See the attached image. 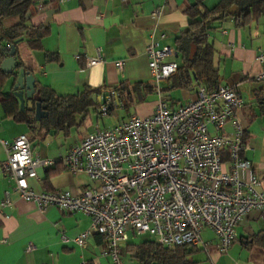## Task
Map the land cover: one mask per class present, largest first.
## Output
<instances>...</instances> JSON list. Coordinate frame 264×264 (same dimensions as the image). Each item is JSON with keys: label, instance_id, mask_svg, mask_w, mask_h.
Here are the masks:
<instances>
[{"label": "crops", "instance_id": "crops-1", "mask_svg": "<svg viewBox=\"0 0 264 264\" xmlns=\"http://www.w3.org/2000/svg\"><path fill=\"white\" fill-rule=\"evenodd\" d=\"M219 1L203 0V3L212 7ZM194 3L195 0H64L62 3L34 0L35 14L31 23L49 30L41 39L44 51L29 49L31 54L24 56L20 44L16 57L30 68L31 71L27 72L33 75L35 87L40 84L62 96L76 94L88 87L99 89L98 98L101 99L102 93L114 90L121 83L132 88L135 83L142 82L136 89L144 100L131 103L126 109L127 117L121 121L132 114L146 117L153 113L158 95L156 91L144 90L143 83L153 85L145 48L155 42L158 49L168 46L177 52L176 38L186 31L189 23L183 11ZM208 38L216 49L219 85L236 86L245 105L255 107L257 99L264 98V80L256 79L261 69L256 56L264 51V14L244 27L236 26L233 18L223 20L219 28L210 31ZM45 51L56 53L59 59L48 60ZM98 54L102 61L86 67V59ZM175 58L179 66L181 56L178 52ZM118 60L124 62L121 71L116 67ZM7 82L9 85L5 91H8L11 79ZM171 82L162 80L160 86L162 96L172 107L193 99L199 86L194 81L191 88H180ZM175 89L181 90L182 98L171 95ZM151 93L156 94L155 100L144 105ZM98 102L102 104V101ZM131 107L133 111L129 112ZM138 107L141 108L138 110ZM94 108L98 118L94 119V113H89L81 126L70 128L65 136L54 130L34 132L27 124L16 122L7 115L0 105V164L6 158L1 141L10 143L19 135H26L33 154L56 162L51 167L37 168V178L29 179L34 191L60 190L76 195L86 190L90 185L87 174L74 173L60 161L81 138L101 129L98 119L103 115H100V107ZM110 108L106 115L124 107L117 98L114 107ZM245 115L242 112L244 136L250 149L243 155L251 161V173L260 181L256 189L264 192V117L248 122ZM81 127L84 130L78 132L74 140L66 142L71 130ZM231 129L228 124L227 130ZM61 134L63 140L59 138ZM223 158H227L226 152ZM241 175L248 179L250 173L244 171ZM13 188V180L0 171V264H111L109 258L99 256L102 237L91 236L84 248L74 242L79 233L90 228L87 215L79 211L65 213L56 207L41 212L35 203L21 199ZM6 197L10 205L3 206ZM236 234L235 241L221 253L214 234L204 228L201 240L209 243L205 247L199 244L195 250H202L210 264H264V241L254 240L255 236L264 235V210L249 211L237 226ZM127 241L121 243L122 251L126 249ZM31 246L32 249L28 250Z\"/></svg>", "mask_w": 264, "mask_h": 264}, {"label": "built area", "instance_id": "built-area-1", "mask_svg": "<svg viewBox=\"0 0 264 264\" xmlns=\"http://www.w3.org/2000/svg\"><path fill=\"white\" fill-rule=\"evenodd\" d=\"M156 46L152 42L145 48L158 95L153 113L146 117L132 114L118 124L97 128L60 161L74 173L87 174L90 185L86 190L76 195L34 191L29 179L37 178V168L56 162L33 154L26 135L10 143L1 141L6 158L0 171L13 180L20 198L35 203L41 212L56 207L65 213L87 215L90 228L74 242L84 248L98 234L103 239L99 256L109 258L111 264H123L121 243L131 234H148L169 247H205L209 242H202L201 233L208 228L218 251L225 252L235 241L244 216L254 209L264 210V192L256 189L260 181L243 155L250 145L244 136L241 93L231 84L214 89L198 86L193 99L170 106L160 82L177 71V52ZM256 59L261 66L256 79L264 80V51ZM101 61L98 54L85 64L91 67ZM116 67L123 70L124 62L116 61ZM100 98V115H106L118 93L110 90ZM244 171L250 173L248 179L242 177ZM2 205H10L8 197Z\"/></svg>", "mask_w": 264, "mask_h": 264}, {"label": "trees", "instance_id": "trees-1", "mask_svg": "<svg viewBox=\"0 0 264 264\" xmlns=\"http://www.w3.org/2000/svg\"><path fill=\"white\" fill-rule=\"evenodd\" d=\"M233 5L241 10L240 15L235 13L231 15L238 27H244L249 21L264 14V0H220L212 7H206L203 0H195L194 4L184 9L183 12L189 18V23L186 31L182 32L175 41L176 50L181 56V64L168 78L172 80L173 86L191 88L194 81L207 89H214L219 85L220 74L215 62L216 49L209 42L208 37L211 30L219 28L223 20L230 16L227 11ZM34 14V0H0V105L7 115L16 122L27 124L34 132L54 130L66 136L70 128L81 126L86 116L96 111L95 108L91 110L93 107L101 106L97 98H92V95L98 97L99 89L84 87L76 94L62 96L57 95L49 87L36 84L41 97V108L47 112L46 117L37 121L34 110L26 108L21 110L14 96V84L17 81L19 69L31 71L30 68L17 57L18 66L15 70L6 73L1 69V63L6 52L9 51L7 47L11 45L16 47V56L22 41H25L30 50L44 51L41 39L47 36L49 30L45 26H35L31 23ZM190 43L196 45V52L192 59H189ZM45 56L48 60L59 59L56 53L45 51ZM9 79L11 84L8 91H5L4 86ZM141 84L142 82H138L129 88L121 83L114 88L125 109L129 108L131 103L144 100L139 89H136ZM143 86L146 92L155 91L153 85L143 83ZM243 113L246 114L248 122L264 117V98L259 97L255 107L244 105ZM134 236L136 235H129L126 251L137 261V264H203L191 255L195 247H169L152 237L136 242ZM254 240L264 241V235L255 236Z\"/></svg>", "mask_w": 264, "mask_h": 264}, {"label": "water", "instance_id": "water-1", "mask_svg": "<svg viewBox=\"0 0 264 264\" xmlns=\"http://www.w3.org/2000/svg\"><path fill=\"white\" fill-rule=\"evenodd\" d=\"M12 1V0H9ZM241 10L238 6L233 5L227 11L230 14L226 19H231V15L234 13L236 15H240ZM8 48V47H7ZM196 52V45L191 43L190 51H189V59H192ZM5 58L1 63V69L10 73L15 70L18 66V61L16 57V47L11 45L9 47V51L6 52ZM14 96L17 98L19 103V108L34 110V117L37 121H39L42 117L47 116V112L41 108V97L39 95V90L35 87V80L32 74H29L25 71L24 68L19 69V75L17 77V81L14 84ZM92 98H97L98 101H101L96 95H92Z\"/></svg>", "mask_w": 264, "mask_h": 264}, {"label": "rangeland", "instance_id": "rangeland-1", "mask_svg": "<svg viewBox=\"0 0 264 264\" xmlns=\"http://www.w3.org/2000/svg\"><path fill=\"white\" fill-rule=\"evenodd\" d=\"M22 47H21V51L24 54V56L29 55V53L31 54V51L28 49V47L26 46L25 41L21 42ZM181 62V61H179ZM152 82V79H151ZM162 82V81H161ZM9 83L7 82L6 85L4 86V89L6 90L8 88ZM181 90L180 89H175L173 91H171V95L175 98H182L181 97ZM155 95L154 93L148 94L147 100L146 102H144L143 104L146 105V103H148L150 100H155ZM141 107H138L137 109L139 110ZM93 110V109H91ZM133 111V107H131L129 112ZM94 113V112H93ZM128 115V110L124 109V108H116L115 111L109 115H103V117L100 119H98V124L100 126L101 129L112 125L113 123L119 122L121 121L123 118H126ZM94 119L98 118L97 113L93 114ZM84 130V127H81L79 129L77 128H73L70 132V135L65 138L66 142H70L72 140H74V138L77 137L78 132ZM59 138L63 140V135H59ZM212 232V231H211ZM150 238V236L148 234H137L136 236H134V241L136 242H140V241H145L148 240ZM192 257L201 261V263L203 264H210V262L206 259L205 257V253L202 250H195L194 252L191 253ZM111 262V260H110ZM122 262L123 264H137V261L131 257L130 253H128L126 251V249L123 248L122 251Z\"/></svg>", "mask_w": 264, "mask_h": 264}]
</instances>
